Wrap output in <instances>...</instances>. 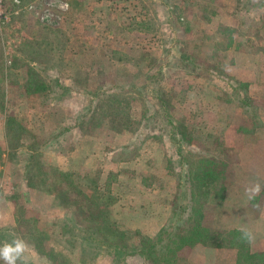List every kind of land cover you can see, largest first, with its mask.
I'll return each instance as SVG.
<instances>
[{"label":"rangeland","instance_id":"374dc122","mask_svg":"<svg viewBox=\"0 0 264 264\" xmlns=\"http://www.w3.org/2000/svg\"><path fill=\"white\" fill-rule=\"evenodd\" d=\"M263 4L1 0L0 247L51 264L31 227L68 264H264ZM5 110L24 134L4 135ZM31 153L120 235L39 185Z\"/></svg>","mask_w":264,"mask_h":264},{"label":"trees","instance_id":"16d2710c","mask_svg":"<svg viewBox=\"0 0 264 264\" xmlns=\"http://www.w3.org/2000/svg\"><path fill=\"white\" fill-rule=\"evenodd\" d=\"M21 68V65L16 67V69ZM25 75L27 79L24 81V90L27 93L34 94L35 92L42 89L40 85V80L36 78V74L29 67L25 68ZM4 114V135L20 136L26 131L23 128V125L17 121L13 116L7 115L6 110ZM29 158L34 160L31 163V167L39 169V176L37 178V183L44 187L49 193L56 195L60 203L65 205H70L74 210L83 215L87 220L93 221V232L96 234H103L105 239L113 238L114 236L120 235V232H116V229L104 223L103 216L105 211L97 205H91L89 199H87L86 194L83 190H80L77 184L72 181L71 175L65 171H59L56 169H49L45 167V163L40 162L38 157H33L32 153L29 155ZM45 167L44 169H41ZM84 200L83 203L78 202V200ZM90 205H89V204ZM100 219V220H99ZM117 233V234H116ZM27 236L30 242V245L38 254H43L51 262V264H68V260L60 251L54 250L52 247L45 246L44 240L41 235H36L35 231L28 227ZM160 235H158L159 238ZM157 241V238L155 239ZM160 242V241H157ZM114 243L108 244L109 247H113ZM152 248V246H151ZM119 253L127 255V246L126 242L123 241V244L119 246Z\"/></svg>","mask_w":264,"mask_h":264},{"label":"clouds","instance_id":"9594fccd","mask_svg":"<svg viewBox=\"0 0 264 264\" xmlns=\"http://www.w3.org/2000/svg\"><path fill=\"white\" fill-rule=\"evenodd\" d=\"M249 199H253L255 196L259 195L261 191V186L259 183H256L253 187L246 190ZM251 233L247 230L242 229V240H251ZM27 243L22 239H16L11 243H4L0 247V259L5 261V264H27V257L25 253L28 251Z\"/></svg>","mask_w":264,"mask_h":264},{"label":"built area","instance_id":"2783aa9c","mask_svg":"<svg viewBox=\"0 0 264 264\" xmlns=\"http://www.w3.org/2000/svg\"><path fill=\"white\" fill-rule=\"evenodd\" d=\"M14 2H18V0H13ZM0 19L1 20H5L7 21L8 20V13L2 9L1 7V0H0Z\"/></svg>","mask_w":264,"mask_h":264},{"label":"crops","instance_id":"0c3cea01","mask_svg":"<svg viewBox=\"0 0 264 264\" xmlns=\"http://www.w3.org/2000/svg\"><path fill=\"white\" fill-rule=\"evenodd\" d=\"M263 6H264V4H263ZM263 26V28H264V25H262Z\"/></svg>","mask_w":264,"mask_h":264}]
</instances>
